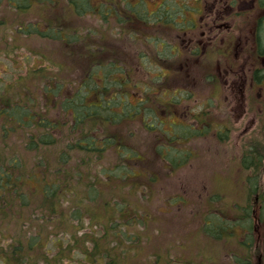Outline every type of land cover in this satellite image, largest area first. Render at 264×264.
<instances>
[{"label":"rangeland","instance_id":"1","mask_svg":"<svg viewBox=\"0 0 264 264\" xmlns=\"http://www.w3.org/2000/svg\"><path fill=\"white\" fill-rule=\"evenodd\" d=\"M79 1L88 2L86 11L77 12L68 0H54L53 3L48 2L45 9L35 6L25 12H15L8 4L0 3V93L14 103L28 97L35 102L37 98V110L41 111V100L43 97L46 100L49 92L45 88H54L59 84L64 88L78 86L91 67L96 65L92 63L96 53L93 48L98 47L96 57L105 66L120 65L115 61L116 57H111L114 52L116 56L121 54V65H129L134 70L131 76L140 86H150V81L154 84L162 72L169 76L168 89L154 91L153 98L160 92L159 102L176 105L172 115L166 108H158L155 112L156 108L150 105L154 112L145 110L144 113L150 116L142 115L145 116L144 122L138 119L125 126L127 143L143 154L148 160L146 164L150 162L152 167L154 177L146 178L149 182L144 186L143 181L137 178L133 180L137 188L131 190L128 179L120 178L111 183L99 175L96 168L113 169L117 165L118 156L108 151L97 163L96 158H90L95 162L90 176L100 192L96 203H92L85 197V188H88L85 179L81 181L82 175L71 171L72 166L81 171L85 167L90 168V165H80L86 156L83 153L74 154L73 161L70 158V162L62 165L66 171L58 177L63 182L65 195L61 191L59 199L52 204V207L58 205L57 211L60 212L55 213L54 220L48 215L49 222L36 228L41 234L43 232L42 252L50 259L57 257L60 260L62 257L63 262L69 264H91L85 260L84 250L91 249L94 244L92 239L102 238V227L105 229L111 214L116 219L122 217L112 210L114 202L119 201L125 213L123 225L135 219L129 226L132 232L135 231L130 233L135 243L125 247L123 253L119 248L113 251L114 257L120 258L117 264H264V246L259 248L263 252L259 260L256 256L250 258L249 251L254 252V248L243 246V240L251 231L249 233V230L239 226L242 221H238V225L231 223L243 214L241 207L249 206L253 211L256 196L259 197L256 210L261 211L264 205V170L259 168L256 172H247L241 163L247 150H264V80L260 83L255 80L257 71L263 73L264 70L263 60L257 57L263 43H257L256 37L251 36L248 15H237V19L235 14L226 16L231 24L234 22L233 29L244 27L241 40L233 41L226 33H218V29L205 35L207 51L212 53V44L216 47L229 45L232 58L221 61L211 58L196 63L189 54L188 41L201 33L204 9L201 5L202 13L197 16V25L191 22L196 19L191 9L198 2H204V7L206 3L213 4V1L220 5V0H141L137 5L138 0H122L119 4L126 10H137L139 25L142 24L140 22L146 24L144 29L148 32L145 31L138 39L131 36L134 33L129 29L134 26L131 24L134 21L132 12L131 20L125 18L121 21L115 13L109 15L107 6L103 4L101 7L100 0ZM92 8L96 12L90 10ZM99 9L101 11H97ZM166 9L170 11H164ZM214 15L215 12L208 14L207 19L211 21ZM50 21L53 25L47 37L20 31L22 26L37 24L40 32L45 33L48 29L46 24L50 25ZM59 28L65 34L63 37L59 34L56 39L49 37L51 33H59ZM256 34H260L264 42V20ZM100 36L102 38L98 39ZM247 53L251 58L244 57ZM204 64L213 66L208 70L209 66ZM99 79L100 75H96L95 81ZM138 96L142 97V91ZM60 99L59 93L53 99L54 103H51V98L47 101L54 108L51 109V118L64 123L68 116H57L54 106ZM139 99L130 97L131 105ZM199 115L201 124L195 121ZM170 123H178V126ZM111 127L101 120L95 126L87 125V130L80 128L82 132L77 133L80 136H96L109 133ZM113 127L115 129L118 124ZM64 128L66 134L63 135L62 131V135L58 132L57 135L63 136L64 153L70 154L66 147L70 131L68 127ZM191 129L193 131L189 133ZM26 135L25 131L15 132L8 141L10 148H7L1 142L0 133V148L12 149L26 168L33 170L38 167V159L43 155L23 150L22 138ZM168 136L175 140L171 142L174 147L168 153L169 160L159 154L160 147L169 144ZM176 136L181 139L178 138V141ZM57 149H48L46 152L50 153L46 154V158L52 161V153H56ZM80 158L81 161L78 160ZM176 163L181 166L173 168V171L167 170L169 164ZM73 173H76L74 180ZM250 176L255 180L257 195L252 194L248 187ZM71 184H76L77 188ZM128 199L133 201L138 213L124 205ZM34 200L33 207L43 210L40 208L42 199L37 196ZM76 204L81 207L76 208ZM77 209L79 216L75 214ZM43 211L51 213L50 206ZM257 220L255 222L259 224ZM35 222L43 224L40 220ZM35 222L32 221V225ZM219 224L228 228L235 225L234 235L217 239L214 237L216 234L207 232L208 229L221 232L223 227ZM10 229L12 232L16 230L14 224ZM224 232L228 235L227 231ZM7 234L13 235L0 234L1 246L10 242L5 240ZM81 234L86 236L79 238ZM71 242L79 243L78 246H67ZM101 243L106 247L105 241ZM106 251L104 248L103 257ZM24 255L28 258L27 252Z\"/></svg>","mask_w":264,"mask_h":264},{"label":"trees","instance_id":"2","mask_svg":"<svg viewBox=\"0 0 264 264\" xmlns=\"http://www.w3.org/2000/svg\"><path fill=\"white\" fill-rule=\"evenodd\" d=\"M53 1L54 0H0V3L8 4L15 12H25L32 10L35 6L45 9V7L49 5L48 2L53 3ZM68 1L70 5L76 7L77 12L80 10L84 12V10L86 11L89 7L87 1ZM100 1L102 2L101 7L103 4L107 6L109 15L115 13L116 16L120 17L121 21L125 18L128 19L132 14L134 21H132L131 24L134 26L129 29L134 33L131 35L133 38L135 37L138 39L140 35L143 36L145 34L147 30L144 29V26L146 24L144 25L143 22H140L142 24L139 25L137 10L134 11L133 8H128V10H126V7L119 4L122 0L118 2H114L113 0ZM140 2L141 0H138L136 5ZM136 5L134 7H136ZM90 10L96 12V9L92 8ZM97 11H101V9ZM164 11L169 12L170 10L166 9ZM128 20H131V18ZM128 20H125V22L129 23ZM52 25V22L50 25L46 24L48 29H46L45 33L40 32L37 24L28 27L22 26L20 31L29 35L40 34L42 37H47L46 34L50 33ZM58 30L59 33L56 35L51 33L49 37L56 39V37H59L58 34L61 35V37L65 35L61 28ZM101 38L102 36L98 39ZM93 50H95L96 53H94V60L92 63H96V65L91 67V71H88L86 78H84L80 84L76 82L78 86L75 88H72L74 85L70 86V88H64L61 84L54 88H45V91L49 92L48 95L46 94V100L44 97L41 100L43 107L41 111L37 110V106L39 105L37 98L34 102L29 97L27 99L20 97V101L14 103L12 99L6 98L5 94L0 93V133L1 142L4 144V147L10 148L8 141L15 132L18 130L25 131L27 135L22 138L23 150L27 152L36 151L40 155H43L38 159V169L29 170L26 168L23 160L15 155L12 149H8L7 151V148H0V234H13H7L5 237V240H10L7 246L0 245V264H69L63 262L64 260L62 257L60 260L57 257L50 259L42 252L41 246L44 242V236L43 232L41 234L36 228L39 225L43 226L49 222V220H47L49 219L48 215L53 216L54 220L56 218L54 217L55 213L60 212L57 211L58 205L52 207V204L54 205L56 203L55 200L59 199L61 196V191L62 193L64 192L63 195H65L64 187L61 185L63 182L58 176L65 174L66 170L62 165L70 162V158L73 161L75 159L73 156L74 154L83 153L86 156V160H82L81 158L78 159L79 161L82 160L80 165H90V168L85 167L82 171L72 166L73 168H71V171L76 173L79 172L82 175L80 178L81 181L85 179L86 185L88 186V188H85L87 192L85 197L92 203H96L100 192L93 184L90 172L93 171L92 168L94 163L102 159L108 151L118 156L117 165L113 166V169L103 168V170H101V168H96L95 171L99 175H103L104 178L110 180L111 183L117 182L120 178H125L129 180V186H131V190H133L137 188V184L133 180L137 178L141 179L144 186L146 182H149L146 178L154 177L150 162L146 164L148 160L143 154L139 153L127 143L125 139L127 137L125 126L129 122L139 121L138 119L144 122V118L147 115L144 111L150 110L154 112L150 108V105L156 108L155 112L158 108L159 110L166 108L170 111L171 115L173 114L172 109L175 107L176 103L170 102L165 104L164 102H159L160 92L153 98L154 91L168 89L167 84L169 76L162 72V75L157 76V81L154 84L150 81V86H140L137 82L133 81L131 76L134 70H132L129 65H121V54L116 56L114 52L111 57H116L117 60L115 59V61L120 65L115 66L111 64L110 66H105L100 63V60L96 57L97 53H99L97 51L98 47L93 48ZM80 53L83 55L82 52ZM161 62L164 63L162 60ZM262 71L263 73L261 70L256 73L255 80L258 83L264 80V70ZM259 73H261V76H259ZM96 75H100V79L97 81H95ZM141 91L142 97H139L138 94L140 95ZM59 93L61 99L60 101L57 100L54 106L56 107L57 116H61V114H66L68 116V120L64 121V123H61L57 118H51V109L53 107L49 105L47 101L51 98V103H54L53 99L56 95H59ZM134 96L140 99L131 105L132 101L130 97ZM147 116H150V114ZM101 120L103 123L112 126L109 133H101L96 136H80L77 133V131H81L79 130L80 128L83 127L87 130V125L93 124L95 126V124ZM195 121L200 124L202 123L200 115L195 118ZM161 123H163V121H161ZM72 124L75 125L72 126ZM117 124L118 127L114 129L113 125ZM171 125L178 126V123ZM64 127H68L70 131V137L67 139L69 142L66 144L70 154L64 153L62 149L63 136L57 135V132L61 134L62 131L63 135L66 134ZM149 127L151 128V126ZM192 131L191 129L189 133ZM103 132L105 133L106 131ZM165 137L166 135H164L163 138ZM176 138L178 140L180 137L176 136ZM99 139H101V141ZM168 139L169 144H163V146L160 147L159 154L165 156V158L169 160L168 153L172 152V148L174 147L171 142H175V140H173L172 136H168ZM54 148L58 149L56 153H52L54 156L53 160L50 161L46 158V154L49 151H46L48 149L51 151ZM91 157L94 159L96 158L95 162L90 161ZM241 161L242 168L247 172H256L259 168L260 170H264V150H247L243 154ZM180 166L181 164L179 163L169 164L167 170L173 171V168ZM76 173H73V180ZM248 179L250 191L252 194L257 195L256 193H258V191L256 190V183L253 176H250ZM70 186L77 188L76 184H71ZM37 196L42 199V201H40V208L46 210V208L50 206L51 213L33 207L35 204L34 199ZM259 196L262 195L259 194ZM263 197L264 196H262V198ZM257 199L259 201V197L256 196L252 206L253 211L249 206L241 207L240 210L243 214L238 219L231 222L232 224L238 225V221H242L239 226L242 227V229L249 230V233L251 231V236L248 234L246 240H243V246L254 248V252L252 250L249 251L250 258H255V256L256 258L261 257L263 252L259 248L260 246H264V205L261 211L256 210V203H258ZM114 203L116 204L113 206L112 210L123 217L125 213L123 207L119 204L120 202L116 201ZM124 205L128 209L129 207L132 208L131 210L135 213L139 212V210L133 206V201L130 199L126 200ZM80 207L81 206L76 204V208ZM30 209H32V212H29ZM76 211L75 214L79 216V209ZM122 217L116 219L111 214L105 229L104 226L102 227L104 230L102 238H97L96 240L92 239L91 241L94 242V244L91 249L84 250L85 260L87 262H91V264H117L120 258H115L113 251L119 248L123 253L125 247L135 243V239L130 235V233L134 234L135 231L132 232L133 230H130L129 227L135 222V219L123 225ZM69 218L73 220L71 216ZM256 219H258L257 222H260L259 224L255 222ZM35 220H40L43 224L36 223ZM32 221L35 222V225H32ZM54 223L60 226L57 221H54ZM11 224H14L16 228L14 232L10 229ZM218 226L223 227L221 224ZM223 230L227 231L228 235L225 234ZM235 230L236 226L233 225L230 226V228L223 227L221 232H212L209 229L207 232L209 231L208 233L212 235L216 234L214 237L217 239H224L229 238V235H234ZM85 236L86 234H81L79 238ZM101 239L105 241L106 247L102 246ZM78 243L79 242H71L68 243L67 246H78ZM254 246L259 247L257 248ZM104 248H106L107 251L106 256L103 257ZM25 252L28 253V258L24 255Z\"/></svg>","mask_w":264,"mask_h":264},{"label":"flooded vegetation","instance_id":"3","mask_svg":"<svg viewBox=\"0 0 264 264\" xmlns=\"http://www.w3.org/2000/svg\"><path fill=\"white\" fill-rule=\"evenodd\" d=\"M220 1H221L220 5L216 4L217 1H213V4L206 3L205 7L203 6L204 2H201V3L198 2L195 4V7L191 9L193 11V14H195V17H196V19H193L191 21L193 25H197V22H198L197 16L202 13V7L204 9V14L201 15L202 17L204 16V18L201 19V21L204 23L203 24L201 23V26H200L202 31L197 36H193L189 38V41H188L189 43L188 51H189V54L192 56V60L194 58V62L198 63L199 60H205V59H211V58H215L219 61H221L222 59L228 60L232 58L230 56L231 52L229 50V45H227L226 47H223V46L216 47L215 44L214 45L212 44L210 46L211 50L214 49L211 51L212 53H210L209 50L207 51L206 50L207 44L205 45V42H204L205 35L207 33H212L214 30L218 29V33L220 34L226 33V35H229L232 37L233 41L234 40L236 41L239 39L241 40L242 39L241 34L245 33L244 27H242L243 29H240V30L233 29L234 22L233 24H231L226 19V16L230 14H235V18L237 19V15L247 14L248 15L247 20L249 22L248 27L250 28V31L252 33L251 36H253L254 39L256 37L257 43H263L261 44V48L259 52H257L258 53L257 57L262 59L264 62V42L262 41L261 35L256 34L258 29L260 30L261 23L264 20V0H220ZM240 8H245V9L239 10ZM213 12H215V15L214 17L211 16L212 20L209 21L207 19V16L208 14L213 13ZM193 14H190V15H193ZM225 20L226 22H224ZM218 22H221V23H218ZM216 24L217 26L215 27ZM194 27L197 28V26H194ZM234 31H236L237 33L235 34ZM211 36L212 35L210 34L209 37ZM244 37L247 38L246 36ZM224 38H226V36H224ZM239 47L240 45L237 46V48ZM244 57L251 58L249 53H247ZM204 65L205 67H207L211 64H207V65L204 64ZM212 66L211 67L209 66L208 70H211ZM254 247H257V246H254ZM259 259L260 258L258 257V260Z\"/></svg>","mask_w":264,"mask_h":264}]
</instances>
